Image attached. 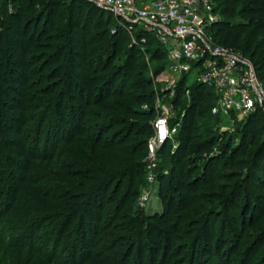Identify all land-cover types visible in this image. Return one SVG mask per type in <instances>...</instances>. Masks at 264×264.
I'll return each mask as SVG.
<instances>
[{
    "label": "trees",
    "instance_id": "obj_1",
    "mask_svg": "<svg viewBox=\"0 0 264 264\" xmlns=\"http://www.w3.org/2000/svg\"><path fill=\"white\" fill-rule=\"evenodd\" d=\"M212 2L208 34L241 51L264 85V0ZM133 36L86 0H0V264H19L6 253L29 256L23 264H199L226 250L229 232L227 263L264 264L254 258L264 114L235 125V143L211 114L213 91L185 76L170 100L183 111L170 121L177 147L158 153L162 211L137 210L168 59L153 34ZM40 232L49 254L29 244Z\"/></svg>",
    "mask_w": 264,
    "mask_h": 264
},
{
    "label": "built area",
    "instance_id": "obj_2",
    "mask_svg": "<svg viewBox=\"0 0 264 264\" xmlns=\"http://www.w3.org/2000/svg\"><path fill=\"white\" fill-rule=\"evenodd\" d=\"M86 1L127 24L133 42L137 28L156 37L167 53V75L160 92H165L169 100L185 76L187 86L201 84L213 91L215 103L211 114L220 118L219 130L234 129L257 110L264 114V85L258 79L252 62L241 51L216 44L206 32L219 20L212 0ZM185 95L189 98V89ZM155 108L158 115L153 123L154 134L147 143L145 159V180L149 185L156 181L160 149L169 141L172 142L171 152L176 149L177 144L173 140L179 126L178 123L170 125V121L175 119L171 105L162 106L158 98ZM225 123L230 124V128L225 127ZM148 199L149 193L144 192L140 196L139 207L145 208Z\"/></svg>",
    "mask_w": 264,
    "mask_h": 264
},
{
    "label": "rangeland",
    "instance_id": "obj_3",
    "mask_svg": "<svg viewBox=\"0 0 264 264\" xmlns=\"http://www.w3.org/2000/svg\"><path fill=\"white\" fill-rule=\"evenodd\" d=\"M142 1V0H141ZM140 2V0H137V3H139ZM93 4V3H92ZM95 7H97L95 4H93ZM98 8V7H97ZM121 24H122V26L123 27H125L126 29L128 28V25L127 24H123L122 22H121ZM206 32L208 33V30L206 29ZM237 47V46H236ZM167 68V67H166ZM164 73V75L162 76V75H159L158 77H156V79H157V81H155V82H160L159 83V87H161V86H163L164 85V82H165V76L167 75V74H165V71L163 72ZM168 78H170V76H168ZM155 79V80H156ZM158 87V88H159ZM160 89V88H159ZM171 101L168 99V97L165 95V96H162L161 97V105L162 106H165L166 104L167 105H171V103H170ZM173 111H174V109H173ZM182 116H183V111H182V114L180 115V118L182 119ZM178 112H176V114H175V119H177L178 120ZM179 118V119H180ZM174 119V120H175ZM225 127H228V128H230V124H228V123H225V125H224ZM178 129V128H177ZM237 131L235 130V127H234V129L233 128H230V129H228V130H220V133H227V134H229V135H231L232 136V138H233V140H234V142L236 143L237 142V139H238V136L236 135L237 133H236ZM176 135V134H175ZM174 142H175V140H173ZM171 143V146H172V142H170ZM172 148V147H171ZM158 156V155H157ZM159 164H160V159H159V156H158V162H157V169H158V167H159ZM157 169H156V172H155V174H156V176H157ZM165 173V172H164ZM144 180H145V178H144ZM145 182V184H144V186H143V188L141 189V191H140V195H139V197L137 198V200H136V202H135V206H136V208H137V210L138 211H141V213L144 215H149V214H158V213H160L161 211H162V206H161V204H160V200H159V198H158V196H157V189H156V181L154 182V184H152V185H149V184H147L146 183V180L144 181ZM144 192H146V193H149V199H148V202L146 203V206H145V208H141V207H139V205H138V203H139V200H140V196L144 193ZM219 225H217V227H218ZM227 226V224H224L223 223V227L225 228ZM229 228L227 227V230H228ZM227 232V231H226ZM229 232V231H228ZM18 233L16 232V233H14V235H17ZM28 236H29V238H28V240H29V244L30 243H32V242H34V243H32L33 245H34V247L36 248V249H39V250H41V249H43V251L44 252H48V254L49 253H51V247L50 246H48V247H46V248H44L43 247V245L44 244H47V243H45V241L43 242V239H44V233L42 234V232H40V233H38V234H35V236H34V234H31V233H28ZM225 238H227L226 240H225V242H226V245H227V248H226V250H225V248H224V251H221V250H219L218 252L217 251H212V253H214V256L213 257H207L206 255H204L203 253H201L200 255H199V259L198 260H202V258H203V261L200 263L199 262V264H229V263H227V261L229 260V258H230V260H232L231 259V257H230V254H229V251H228V248H230V246H232V244H233V241H234V237L231 235V232H229V233H227L226 235H225ZM259 244H261V243H259ZM263 244V243H262ZM65 245H61V248L62 247H64ZM259 247H257V253H256V255H255V257L254 258H256L257 260H259V259H261L262 258V256L264 255V251H263V249L262 248H264V246L262 245V246H260V245H258ZM204 252V251H203ZM58 254H60L59 252H58ZM6 259H8V258H15V261L17 260V262H19V264H23L22 262H25L26 260H28V261H30L29 260V256H20L18 253H16V254H13V253H6ZM244 260V257L242 256V255H239L238 256V258H237V260H236V262H233L232 264H241V262ZM22 261V262H21ZM197 264H198V262H197Z\"/></svg>",
    "mask_w": 264,
    "mask_h": 264
},
{
    "label": "crops",
    "instance_id": "obj_4",
    "mask_svg": "<svg viewBox=\"0 0 264 264\" xmlns=\"http://www.w3.org/2000/svg\"><path fill=\"white\" fill-rule=\"evenodd\" d=\"M162 76L164 75V73L161 74Z\"/></svg>",
    "mask_w": 264,
    "mask_h": 264
}]
</instances>
